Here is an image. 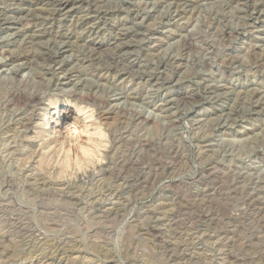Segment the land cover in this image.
Here are the masks:
<instances>
[{
    "label": "rangeland",
    "instance_id": "obj_1",
    "mask_svg": "<svg viewBox=\"0 0 264 264\" xmlns=\"http://www.w3.org/2000/svg\"><path fill=\"white\" fill-rule=\"evenodd\" d=\"M60 1L0 0V264H264V0ZM74 93L108 105L85 123ZM110 109L101 161L63 171Z\"/></svg>",
    "mask_w": 264,
    "mask_h": 264
},
{
    "label": "bare ground",
    "instance_id": "obj_2",
    "mask_svg": "<svg viewBox=\"0 0 264 264\" xmlns=\"http://www.w3.org/2000/svg\"><path fill=\"white\" fill-rule=\"evenodd\" d=\"M64 1V0H63ZM50 3V2H49ZM54 3V2H53ZM74 2H71V0H66V1H64V2H61L60 1V4H59V8H60V11H62V10H65L66 11V9H67V11H68V13H70L71 11H72V9H71V5L73 4ZM44 4V3H43ZM58 3H56V5H57ZM74 5V4H73ZM79 5V4H78ZM37 6V5H36ZM53 6H55V5H52V7ZM190 6V5H189ZM185 7V6H184ZM26 8V7H25ZM49 8V7H48ZM55 8V7H54ZM58 8V7H57ZM73 8V7H72ZM37 9H38V7H37ZM41 9V8H40ZM46 9V8H45ZM53 9V8H52ZM262 9V8H261ZM42 10L44 11V8H42ZM50 10H51V6H50ZM57 10V9H56ZM56 10H54V11H56ZM79 10V9H78ZM180 10V9H179ZM0 11H2V10H0ZM29 11V10H28ZM37 11V10H36ZM46 11V10H45ZM6 12V11H5ZM31 12V11H30ZM30 12H27V14L26 15H28V13H30ZM34 12H35V10H34ZM33 12V13H34ZM47 12H48V10H47ZM46 12V13H47ZM37 13L39 14V15H37L36 13H35V15L34 14H32V15H34L35 17H37V16H41L40 15V13H39V11H37ZM45 13V12H44ZM45 13V14H46ZM49 13V12H48ZM50 13H52L51 11H50ZM55 13H57V12H55ZM60 13V12H59ZM64 13V12H63ZM89 14V13H88ZM4 15H6V14H4ZM8 15V14H7ZM25 15V16H26ZM49 15V14H48ZM47 15V16H48ZM66 15V14H65ZM13 16V15H12ZM24 16V15H23ZM23 16H21L22 18H23ZM29 16V15H28ZM27 16V17H28ZM44 16V15H43ZM49 17V16H48ZM47 17V18H48ZM88 17V16H87ZM2 18V17H1ZM3 18H5V17H3ZM7 18V17H6ZM9 18V17H8ZM7 18V19H8ZM30 18H33L32 16L30 17ZM89 18V17H88ZM17 19H18V17H17ZM16 19V20H17ZM37 19V18H36ZM35 19V20H36ZM81 19V18H80ZM4 20V19H3ZM11 20V19H10ZM39 20V19H38ZM59 20V19H58ZM6 21V20H5ZM21 21H22V23H21ZM44 21V20H43ZM7 22H9V21H7ZM26 22V23H25ZM28 21H26L25 20V18L24 19H22V20H20V23L18 24V26H20V27H22V30L23 29H29V28H24L26 25H29V23H27ZM60 22V21H59ZM2 23H4L3 21H2ZM31 23V22H30ZM37 24V23H36ZM79 24V23H78ZM94 24V23H93ZM43 25V24H42ZM51 25V24H50ZM97 25V24H96ZM17 27V26H16ZM19 27V30L21 29ZM27 27V26H26ZM14 28V27H13ZM94 28V27H93ZM37 29H38V27H37ZM17 31H19L18 29H16ZM25 31V30H24ZM40 31V30H39ZM46 31V30H45ZM22 32V31H21ZM20 32V33H21ZM33 32V31H32ZM47 32V31H46ZM17 33V32H16ZM38 33V32H37ZM42 33V32H41ZM41 33H38V35L40 34L41 35V37L40 38H42V35L43 34H45V33H43V34H41ZM85 33V32H84ZM99 33V32H98ZM27 34H29L28 32H27ZM27 34H25V36L27 35ZM68 34V33H67ZM18 35V34H17ZM23 35V34H22ZM32 35H34L33 33H31V35L29 36V38H30V40L32 39V41L34 40V37H36V33H35V35L34 36H32ZM64 35V34H63ZM89 35V34H88ZM123 35V34H122ZM50 36V35H49ZM57 37H58V35H56ZM66 36V35H65ZM70 37V36H69ZM74 37V36H73ZM91 37V36H90ZM113 37V36H112ZM27 38V37H26ZM28 38V39H29ZM55 38V37H54ZM66 38V37H65ZM117 38V37H116ZM26 40V39H25ZM54 40V39H53ZM87 40V39H86ZM90 40V39H89ZM31 41V42H32ZM36 41V40H35ZM29 42V41H28ZM71 42V41H70ZM193 42V41H192ZM191 42V43H192ZM184 43V42H183ZM110 44V43H109ZM117 44L118 43H115V45L114 46H117ZM121 44V43H120ZM193 44V43H192ZM32 45H33V42H32ZM89 45V44H88ZM90 45L92 46V48L93 49H95V51H98V49H99V47H98V45H96V42H95V40H91L90 41ZM25 46V45H24ZM97 46V47H96ZM122 46V45H121ZM129 46V45H128ZM120 46H117L116 48L118 49ZM184 47H186V46H184ZM23 48V47H22ZM31 48V47H30ZM29 48V49H30ZM91 48V47H90ZM114 49V48H113ZM119 50V49H118ZM129 51V50H128ZM124 52V51H123ZM130 52V51H129ZM91 53H93V52H91ZM90 53V54H91ZM117 53V52H116ZM21 54V53H20ZM26 54V53H25ZM28 54V53H27ZM52 55V54H51ZM55 55V54H54ZM54 55H53V58H54ZM122 55V54H121ZM27 56V55H26ZM30 56V55H29ZM88 56V55H87ZM24 57V56H23ZM22 57V58H23ZM92 57H93V55H92ZM55 58H57V56L55 57ZM101 58V57H100ZM16 59H18V57H14L13 56V60H16ZM26 59V58H25ZM28 59V58H27ZM42 59V58H41ZM19 60V59H18ZM21 60V59H20ZM122 60V59H121ZM51 61V60H50ZM53 61H54V59H53ZM31 62V61H30ZM59 62V61H58ZM124 62V61H123ZM11 63V62H10ZM19 63V62H18ZM93 63V62H92ZM32 64V63H31ZM34 64V63H33ZM16 65H17V63H16ZM13 66H15V64L13 65ZM19 66V65H18ZM24 67V66H23ZM62 68V67H61ZM3 69V68H2ZM131 69V68H130ZM18 70V69H17ZM20 70V69H19ZM18 70V71H19ZM16 71V70H15ZM72 71V70H71ZM126 71H128V70H126ZM125 71V72H126ZM49 72V71H48ZM133 72V71H132ZM12 73H14V71L12 72ZM16 73V76H17V71L15 72ZM19 73V72H18ZM21 75V74H20ZM72 79V78H71ZM22 81V80H21ZM119 81V80H118ZM25 82V81H24ZM23 82V83H24ZM207 84V83H206ZM24 85V84H23ZM208 85V84H207ZM209 86H211V85H209ZM26 89V88H25ZM208 89V88H207ZM22 90H23V88H22ZM28 92V91H27ZM26 91H21V90H13V93L11 94V101L13 102V104H15L16 106H22V107H24V106H28V107H34L35 106V104H37L39 101L41 102V97L38 95V94H36V93H27ZM254 93H256V92H254ZM253 93V94H254ZM75 94V93H74ZM76 95V94H75ZM180 97V99H183V100H190V99H194V100H198V99H201V95H199L198 93H183V94H181V95H179ZM178 98V99H179ZM261 98V97H260ZM76 100H77V102L80 104V105H82V104H84L85 106H91V107H93V105L91 104V102L92 101H94L95 103L96 102H98L99 103V105H103V106H105L107 103H105L103 100H97V98L96 97H94V96H89V95H86V96H77L76 95V98H75ZM255 99V98H254ZM258 100H260V99H258ZM75 101V100H74ZM181 101V100H180ZM208 101V100H207ZM261 101V100H260ZM197 102V101H196ZM210 102V101H209ZM256 102H258V101H256ZM8 104V103H7ZM261 104V103H260ZM259 104V105H260ZM108 105V104H107ZM254 105V104H253ZM257 106H258V104H256ZM20 106V107H21ZM102 106V107H103ZM95 108L94 109H96L97 107L96 106H94ZM109 107V106H108ZM254 107V106H253ZM261 107H262V105H261ZM263 107H264V105H263ZM262 107V108H263ZM26 108V107H25ZM256 108V107H255ZM254 108V109H255ZM23 109V108H22ZM27 109V108H26ZM34 110V109H33ZM118 110V109H117ZM230 110V109H229ZM249 110H250V108H249ZM257 110V109H256ZM261 110V109H260ZM263 110V109H262ZM31 111V110H30ZM41 111V110H40ZM80 112L81 111H83V110H79ZM17 112V111H16ZM15 112V113H16ZM24 112V111H23ZM39 112V111H38ZM233 112V111H232ZM254 112V111H253ZM256 112H259V111H256ZM263 112H264V110H263ZM26 113V112H25ZM37 113V112H36ZM36 113L34 112V111H32V113H30V114H25L24 115V113H21V114H18L17 115V120L16 121H18V123L20 124V126L22 127V129L28 134H30L31 133V131L32 130H35V129H32V127H33V124H34V121L37 119V117H38V115H36ZM252 113V112H251ZM100 114V115H99ZM98 114V118H97V120L98 121H100V123L98 124L97 123V128H95V130H98V129H100L99 128V126L100 125H105V122H107V123H109L108 121L109 120H114V118L113 117H117L116 115H117V111L115 110L114 111V109H110V110H102L100 113ZM120 116V115H119ZM16 117V116H15ZM119 118V117H118ZM117 118V119H118ZM229 118V117H228ZM38 121V120H37ZM115 121V120H114ZM118 121H120V120H118ZM122 121V120H121ZM10 122V121H9ZM104 122V123H103ZM111 122V121H110ZM106 123V124H107ZM113 123V122H112ZM123 123V122H122ZM117 124V123H116ZM35 125V124H34ZM109 125H112L111 123L109 124ZM108 125V126H109ZM19 126V127H20ZM43 127V126H42ZM78 123L76 124H73V127H72V129H70L69 131H77L78 130ZM111 127V126H110ZM19 129H21V128H19ZM49 129V128H48ZM48 129H45L44 131H46L47 132V130ZM14 130V129H13ZM71 134H73V133H71ZM27 137V136H26ZM30 139H37V138H30ZM34 141V140H33ZM35 142V141H34ZM54 142H56L55 140L53 141V143ZM61 142V141H60ZM59 142V143H60ZM69 142V141H68ZM33 143V142H32ZM57 143V142H56ZM63 144L65 143V142H62ZM107 143V142H106ZM35 144V143H34ZM208 144V143H207ZM49 146V145H48ZM148 146V145H147ZM38 147V146H37ZM35 148V147H34ZM41 149V148H40ZM107 149V148H106ZM178 149V148H177ZM176 149V150H177ZM34 150V149H33ZM207 151V150H206ZM33 152V151H32ZM38 154V157L40 156V159L41 160H45L46 158H47V156H46V153H40V150H39V152L37 153ZM33 155H34V153H33ZM50 155V154H49ZM32 157V156H31ZM181 158V157H180ZM35 159V158H34ZM101 160H99V162H100ZM94 163V162H93ZM92 163V164H93ZM155 164V163H154ZM173 164V163H172ZM91 165V164H90ZM159 165V164H158ZM42 166V165H41ZM62 166V165H61ZM96 166V165H95ZM173 166V165H172ZM151 167H153V166H151ZM89 168V167H88ZM94 168V167H93ZM161 168V167H160ZM169 168V167H168ZM76 169V168H75ZM150 169V168H149ZM148 169V170H149ZM154 169V168H153ZM172 169V168H171ZM62 170L63 171H66V170H68V168H66V167H64V166H62ZM74 170V169H73ZM156 170H158V169H156ZM165 170V169H164ZM168 170V169H167ZM173 170H175V169H172L171 171H173ZM94 171V170H93ZM106 171V170H105ZM151 171H153L152 170V168H151ZM162 171V170H161ZM169 171V170H168ZM170 171V172H171ZM150 172V171H149ZM155 172V171H154ZM153 172V173H154ZM165 172V171H164ZM164 172H162L163 174H164ZM167 172V171H166ZM110 173V172H109ZM142 173H145V171L144 172H142ZM158 173V175H159V173L160 172H157ZM156 173V174H157ZM171 173H173V172H171ZM145 174H147V173H145ZM113 175V174H112ZM139 175H141V173L139 174ZM149 175V174H148ZM162 175V174H161ZM175 175V174H174ZM151 176V175H150ZM110 177H112V176H110ZM138 177V176H137ZM158 177V176H157ZM147 177H145V179H146ZM153 178V177H152ZM158 178H160V177H158ZM138 179V178H137ZM157 179V178H156ZM141 180H144V179H142L141 178ZM149 181H150V178H149ZM142 182V181H141ZM134 183V182H133ZM147 183H149L148 182V180H147ZM152 183V182H151ZM131 184V183H130ZM142 184H144V183H142ZM43 185V184H42ZM132 185V184H131ZM135 186V185H134ZM133 186V187H134ZM148 186H149V184H148ZM129 187H132V186H129ZM142 187H144V186H142ZM141 187V188H142ZM150 187V186H149ZM140 188V187H139ZM168 188V187H167ZM166 188V189H167ZM151 189V188H150ZM167 190H169V188L167 189ZM169 192V191H168ZM172 192V191H171ZM261 192V191H260ZM174 201V200H173ZM260 204V203H259ZM262 205V204H261ZM264 206V205H263ZM264 212V211H263ZM11 258V257H10ZM14 258V257H13ZM12 258V259H13ZM7 260H9V259H7ZM14 260V259H13ZM17 261V260H16ZM14 262V261H13ZM11 263V262H10Z\"/></svg>",
    "mask_w": 264,
    "mask_h": 264
},
{
    "label": "clouds",
    "instance_id": "obj_3",
    "mask_svg": "<svg viewBox=\"0 0 264 264\" xmlns=\"http://www.w3.org/2000/svg\"><path fill=\"white\" fill-rule=\"evenodd\" d=\"M81 108L83 111L80 112V115L85 119V123L91 121L94 117V109H92L91 106L85 105H82ZM80 135L87 136V140L82 143L79 139L72 138L69 141V146L61 150L62 159L57 161L58 165H62L68 169L74 166L76 169L83 170L84 167L94 161H99L101 153L108 147L106 143L107 136L103 129L90 132L89 129L85 127L82 133L77 134V136Z\"/></svg>",
    "mask_w": 264,
    "mask_h": 264
}]
</instances>
